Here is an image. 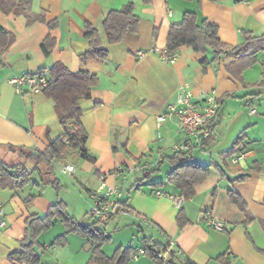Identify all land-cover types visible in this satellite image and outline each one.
Masks as SVG:
<instances>
[{"label": "crops", "instance_id": "crops-1", "mask_svg": "<svg viewBox=\"0 0 264 264\" xmlns=\"http://www.w3.org/2000/svg\"><path fill=\"white\" fill-rule=\"evenodd\" d=\"M128 2L134 4L138 16L137 32L108 43L102 22L110 10ZM30 11L43 12L46 21H55L56 25L48 28L39 20L27 23L22 14L0 10V26L14 35V41L0 56V159L6 166L17 164L30 170L32 160L9 146L35 153L61 134L53 100L42 92L17 94L9 82L14 75L36 73L59 61L71 72L87 71L98 77L90 99L78 101L87 132L86 148L95 161L79 159L55 164L58 189L41 184L36 171L31 178L39 184L30 182L12 188L0 178V200L7 221L6 227L0 229V264H10L8 254L20 250L27 219L42 216L57 200L65 203L76 221L88 223L89 193L98 187L102 174H106L107 183L121 187L122 203L137 215L110 219L106 226L110 239L101 247L106 255L119 246L129 245L138 251L142 242L137 238L146 235L169 244L196 264H221L216 258L222 253L230 264H264V86H253L261 80L264 47L257 52V61L243 71L245 86L226 71L224 65L229 57L201 65L202 59L213 56L209 48L196 53L182 46L173 64L158 57V52L165 49L170 25L188 11L196 13L198 24L205 19L216 25L219 39L229 46L241 42L242 31L263 35L264 0H31ZM84 23L98 31L107 50L106 59H79L88 46ZM47 35L53 37L55 45L44 55L41 42ZM138 51L143 54L139 56ZM183 83L194 95L213 90L218 99L212 135L203 148L190 144L178 131L174 118L157 125V116L168 104L175 103ZM256 92L261 94L251 95ZM250 108L254 112L250 113ZM178 142L186 145L184 152L190 160L209 166L207 177L195 186L179 188L168 182L166 174L172 165L167 160L157 164L146 177V171L124 177L109 174L118 165L131 167L153 161L159 154L171 155ZM238 157L237 162L232 161ZM65 164H72L74 170L63 172ZM240 175L244 177L236 180ZM157 182L160 184L154 185ZM156 189L166 195H155ZM228 190L244 200L251 220L245 221V214L229 200ZM167 194L180 196L182 201L175 205ZM29 195L34 197L26 201ZM207 211L210 217L224 222L223 230L207 224ZM181 215L185 218L182 226ZM139 217L145 222H140ZM63 232L60 219L54 218L51 227L37 236L40 263L86 264L90 242L71 232L63 244L53 243ZM128 264L155 263L138 254Z\"/></svg>", "mask_w": 264, "mask_h": 264}, {"label": "trees", "instance_id": "trees-1", "mask_svg": "<svg viewBox=\"0 0 264 264\" xmlns=\"http://www.w3.org/2000/svg\"><path fill=\"white\" fill-rule=\"evenodd\" d=\"M149 3L151 0H142ZM31 0H0V10L4 13L22 14L31 23L39 20L52 28L56 25L55 21H46L44 13H32L30 11ZM103 30L108 43H116L122 38L131 34L134 35L138 28V16L134 13V4L128 2L119 9H112L108 12L103 22ZM84 37L88 41L85 51L79 54V59L86 62L89 59L104 60L107 58V50L103 47L98 31L89 23H84ZM241 42L237 45L229 46L223 43L218 37L217 26L208 23L203 19L197 23L195 12H184L181 20L170 25L165 50L172 51L182 46L190 48L196 53H204L208 48L212 50L211 59H202L201 65L205 67L210 62L218 60L220 57H229L230 60L224 65L226 71L232 78L242 85H246L243 80V71L257 61V52L264 47V34L254 36L250 32H241ZM14 35L0 26V56L12 44ZM55 45L53 37L47 35L41 42V49L44 55H48ZM261 80L253 86H264V55L261 59ZM38 73L48 77V86L42 93L53 100L54 111L62 128V132L41 151L36 150L32 153L22 147L10 145L11 150L18 149L19 154H25L33 162V167L27 170L22 167V172L15 175L14 170L17 164L8 165L0 159V178L8 182V186L18 188L26 183L39 184L31 178V173L36 171L41 184H50L58 189L60 183L54 173V165L66 161L67 155L76 154L79 159L95 161V157L86 148L87 132L81 122V108L79 99H90L92 88L98 83V77L94 73L87 71L71 72L61 62H54L49 68H40ZM261 92L251 94L258 97ZM241 134L237 137L236 144L240 140ZM208 143V142H207ZM232 150L227 152L228 155ZM190 156L184 151L173 152L171 155L162 157L158 165L167 160L172 169L166 174V180L174 183L177 187L195 186L202 182L208 175V165H202L190 160ZM152 170H146L145 177ZM244 175L236 177L241 180ZM160 182L154 183L159 185ZM229 200L237 206L246 216V220H251L248 215L247 206L244 200L237 193L228 190ZM34 195H29V201ZM54 218H59L64 226L63 234L57 236L53 243L63 244L68 233H75L86 237L90 242V256L86 264H128L131 255L136 250L131 246H119L111 255H106L101 247L102 244L110 239V231L106 230L110 219L99 222L89 218L88 223L76 221L66 210L63 201L57 200L52 203L42 216H31L27 219V230L24 237L20 240V250L10 252L7 256L10 264H41L40 255L37 248H41L37 242V236L51 227ZM185 223L183 215L180 216V226ZM143 255L149 257L155 264H163L162 257L171 260L170 264H196L188 257H183L169 244H163L154 240L151 236L142 235L141 237ZM221 264H230V259L225 253L217 256Z\"/></svg>", "mask_w": 264, "mask_h": 264}, {"label": "built area", "instance_id": "built-area-1", "mask_svg": "<svg viewBox=\"0 0 264 264\" xmlns=\"http://www.w3.org/2000/svg\"><path fill=\"white\" fill-rule=\"evenodd\" d=\"M137 54L141 56L142 51H138ZM178 56V49L172 51H166L165 49L158 52V57L167 64H173ZM14 91L17 94H22L25 91L32 93H40L44 88L48 86V77L42 73H23L20 75H14L9 79ZM219 108L218 99L215 91L201 92L198 95H194L188 84L183 83L179 87L176 101L174 104H168L165 111L159 114L156 118L157 125L159 126L166 118H174L178 127V131L181 132L190 144L203 148L211 138L213 131V122L217 116ZM249 112H254V108H250ZM186 145L182 142L176 143L172 150L173 152L184 151ZM244 154H240L239 157H243ZM163 155L159 154L153 161H144L137 163L131 167L116 166L109 174L117 177H124L135 171L151 170L157 166L162 160ZM238 158H233V162H237ZM74 167L72 164H65L63 166V172H72ZM15 175H19L22 172V167H17L13 170ZM122 189L117 184H109L106 181V174L99 176V185L93 189L89 195L91 198V204L87 211V216L90 219L103 222L110 217L116 215L125 216H137L131 212L130 209L122 203ZM154 194L157 196L166 195L162 190H154ZM168 195V194H167ZM169 196V195H168ZM175 205H178L182 201V197L169 196ZM207 224L217 230H223L225 224L219 219H215L209 216V212L205 213ZM140 222H145L143 217H139ZM7 225L4 205L0 200V229L5 228ZM138 254H143V249L134 252L131 255V259H136ZM163 264H170L166 257H162Z\"/></svg>", "mask_w": 264, "mask_h": 264}, {"label": "rangeland", "instance_id": "rangeland-1", "mask_svg": "<svg viewBox=\"0 0 264 264\" xmlns=\"http://www.w3.org/2000/svg\"><path fill=\"white\" fill-rule=\"evenodd\" d=\"M79 160V157L76 155V154H72V155H67L66 157V161H71L72 163H75L76 161ZM165 167V166H164ZM164 170V168H162V171ZM135 233V232H134ZM136 236L137 238V235L134 234V237ZM128 237L130 238V235L128 233ZM138 239V242L140 243L141 239H140V236L137 238Z\"/></svg>", "mask_w": 264, "mask_h": 264}, {"label": "water", "instance_id": "water-1", "mask_svg": "<svg viewBox=\"0 0 264 264\" xmlns=\"http://www.w3.org/2000/svg\"><path fill=\"white\" fill-rule=\"evenodd\" d=\"M170 262H171V260H170Z\"/></svg>", "mask_w": 264, "mask_h": 264}]
</instances>
